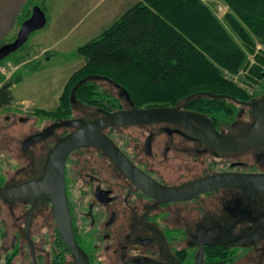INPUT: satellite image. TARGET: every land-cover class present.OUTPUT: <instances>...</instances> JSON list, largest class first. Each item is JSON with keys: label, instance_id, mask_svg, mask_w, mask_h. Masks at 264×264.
<instances>
[{"label": "flooded vegetation", "instance_id": "af4514ba", "mask_svg": "<svg viewBox=\"0 0 264 264\" xmlns=\"http://www.w3.org/2000/svg\"><path fill=\"white\" fill-rule=\"evenodd\" d=\"M251 83L250 98L240 101L261 106L264 78ZM119 98L125 103L121 109L131 108ZM188 103L177 106L206 115L226 135L245 133L258 119L252 104L237 103V114L228 123ZM101 108L119 110L78 103L73 111L80 116L73 112L27 135L20 149H11L15 163L0 170V185L43 181L51 150L77 126L26 141L61 119L99 118ZM62 128L66 130L57 134ZM203 131L205 126L195 122H154L111 127L105 133L158 186H187L221 173H264V139L223 148L219 141H206ZM50 187L32 185L19 195L0 197V264H264V190L226 187L170 199L160 189L149 192L147 184L138 186L100 147L83 145L68 154L64 182L79 250L64 238L69 226L57 217Z\"/></svg>", "mask_w": 264, "mask_h": 264}, {"label": "trees", "instance_id": "16d2710c", "mask_svg": "<svg viewBox=\"0 0 264 264\" xmlns=\"http://www.w3.org/2000/svg\"><path fill=\"white\" fill-rule=\"evenodd\" d=\"M224 1L231 9L226 22L242 43L203 0H140L78 47L85 64L70 76L59 107L37 113L66 118L78 103L121 109L119 93L106 91L97 83L105 81L126 88L136 107L189 102L190 107L210 113L218 121L231 122L239 105L201 92L228 94L238 100L250 98L248 90L224 75L223 69L237 74L247 68L248 52L256 50L255 38L264 43V0ZM256 58L257 64L246 75L249 82L264 78V53ZM91 75L101 78L81 85L78 101L73 104L72 88ZM18 81L20 77L0 80V110L13 104L11 87Z\"/></svg>", "mask_w": 264, "mask_h": 264}, {"label": "water", "instance_id": "95a60500", "mask_svg": "<svg viewBox=\"0 0 264 264\" xmlns=\"http://www.w3.org/2000/svg\"><path fill=\"white\" fill-rule=\"evenodd\" d=\"M48 23L47 13L40 5L33 7L31 15L22 22L17 36L11 42L4 43L0 46V63L12 53L19 50L29 40L30 36L43 29ZM99 75H91L79 80L72 88L70 99L71 102L77 103V91L81 85L90 81L99 79ZM106 80L108 78L104 77ZM119 88V95L125 98L131 108L119 110H107L101 108L103 115L92 121L85 122L82 119H61L42 131L31 136L26 144L41 141L50 137L55 129L64 126H77V129L65 135L53 147L47 162V175L41 182H34L30 184L21 185L18 187H7L0 185V197L5 199L9 196L19 195L23 193L29 186L43 188L47 186L50 189L53 197L55 211L59 221L68 224L69 229L64 232L66 242L73 249L81 250L80 246L74 241L71 233L70 212L65 192V162L68 154L75 148L83 145H95L105 151L138 185L143 186L147 184L149 192L160 189L169 195V198L174 196H189L198 194L203 191L226 187H239L250 189L253 193L264 190V173H221L214 176L201 179L195 183L187 186L170 188L158 186L149 176L137 168L120 150V148L113 142L112 138L105 133V130L111 127L136 125L154 122H173L178 124H187L195 122L205 126L203 131L206 141H219L223 148L229 146H237L243 148L250 146L257 141L264 139V96L262 98L263 104L260 106L259 102L249 103L243 102L228 94H215L212 92H201L215 98H230L237 103L252 104L256 108L258 119L256 123L245 133L239 135H226L218 132L213 122L201 113L189 112L181 109L179 106H154V107H136L129 91L115 83ZM195 93L192 96H196ZM187 100H190L191 97ZM146 179V180H145ZM143 184V185H142ZM73 240V243L71 241Z\"/></svg>", "mask_w": 264, "mask_h": 264}, {"label": "rangeland", "instance_id": "374dc122", "mask_svg": "<svg viewBox=\"0 0 264 264\" xmlns=\"http://www.w3.org/2000/svg\"><path fill=\"white\" fill-rule=\"evenodd\" d=\"M66 1L67 0H32L30 7L40 5L46 13L49 8V11H51L48 15L49 22L50 15L53 18L57 15L58 20H61L65 24L60 30H55V32L51 30L50 24H47L43 29L34 32L23 47L9 55L0 63V67L8 63L17 66V64L21 63L23 60H27L28 58H32L35 54H39L37 58L32 59L30 64L23 66L20 72L21 75H11L7 78L8 75L1 73L0 70V80L4 79V81L14 77H20L21 80L22 75L23 78H25L29 72L33 73V70L36 71L35 76H29L28 79H26L25 83L27 84H20L18 88H16L15 93L18 97L20 92L23 93L26 91V93H24L26 94L25 98H32V100L21 103L20 101L24 98L20 95L9 108L0 110V170L2 171L9 170L11 168L9 164L15 163L10 154L13 147H18V149H20L21 147L19 146L22 139L31 132L41 129L44 125L54 120L52 117L39 115L37 111L40 109L55 110L59 107L62 89L64 91L70 76L85 64L84 57L78 53V47L100 34L120 17V15L118 17L114 16L119 12L115 9H118L122 5L121 0H97L96 2L95 0H91V4L86 5L85 9H76V12L69 15L67 14L70 12V6H68L69 3ZM203 2L214 12L216 11V13H218V5L226 7V12L215 14L230 30L239 43H242L226 22V15L231 11L230 6L224 0H203ZM104 8L106 11L101 12ZM127 8L128 7L123 8L124 11H122V13L125 12ZM27 14L28 11L26 14H22V18L25 16L23 18L25 19L28 16ZM17 33L18 32L7 38L6 41L1 42L0 46L1 44L14 40ZM255 40L256 50L253 53L248 52L247 68L241 69L237 74L223 69L224 75L230 76L234 81L237 79L236 82L248 91L253 90V83L248 81L246 75L250 72L251 66L257 64L256 54L260 52L264 53V43L258 38H255ZM76 44H78L77 48L74 46ZM44 48H48L49 51H44ZM17 69L18 68L15 70ZM30 81L34 82L35 89L31 90L29 89L31 86L27 87ZM97 83L106 91L116 95L119 93V90L111 83L105 81H98ZM37 85L38 87L36 88ZM38 97L40 99L45 97L52 98L53 103L45 105L44 103L36 102L34 98ZM123 104L125 105L124 102ZM73 112L77 116L81 115L79 111L72 110V113ZM26 116L31 119L29 122L20 121V117ZM64 130H66V128L59 129L57 134L64 132ZM128 131L125 132V135L130 137V135L128 136ZM125 135L121 134L120 136Z\"/></svg>", "mask_w": 264, "mask_h": 264}, {"label": "crops", "instance_id": "0c3cea01", "mask_svg": "<svg viewBox=\"0 0 264 264\" xmlns=\"http://www.w3.org/2000/svg\"><path fill=\"white\" fill-rule=\"evenodd\" d=\"M31 1L32 0H0V43L3 41H6L7 38L12 36L14 33L18 32L20 24L22 23V19L25 17L24 16L22 18V14H26V12L28 11V14H27L28 16L25 19H27L31 15L32 7H33V6L30 7ZM67 1L69 3L68 6H70V12L67 15H69L73 12H76V9H79V10L85 9L86 5L91 4V0H77V1L67 0ZM96 1L97 0H95V2ZM99 1H102V0H99ZM138 1L139 0H121L122 5L118 9H115L116 11H119V12L114 17H118L119 15L121 16L122 11H124L123 8H125V7L129 8L130 6H132L133 4H135ZM54 11H52V12H54ZM104 11H106L105 8L101 12H104ZM50 12L51 11H49V8H48L47 16L50 14ZM215 13H216V11H215ZM48 22H49V16H48ZM47 24H50L51 30L53 32H55V30H60L61 27L65 23H63L61 20H58L57 15L54 18L50 15V22ZM74 46L77 48L78 44H76ZM43 50L49 51L48 48H44ZM38 56H39V54L38 55L35 54L32 58H28L27 60H23L21 63H18L17 64L18 69L15 71H12V73L10 75H8L7 78L10 77L11 75L16 76V75L20 74L23 66L30 64L32 59H35ZM35 74H36V71L33 70V73L29 72L25 78H23V75H22L21 80L19 82L14 83L11 87V90H12V93H13V96L15 99L19 98L20 95H22V98H24L20 101L21 103H24V101L26 102L27 100H32V98L31 99L25 98L26 94H24V93H26V91L23 93L20 92L18 94V97H17V95L15 94L16 88H18V86L20 84H27V83H25L26 79H28L29 76H35ZM0 86H1V84H0ZM30 86H31V88H29V89H31V90L35 89L33 81H30L27 87H30ZM37 87H38V85L36 86V88ZM62 92H63V89H62ZM62 92H61V94H62ZM32 94H33V92H32ZM34 99L36 100V102L38 101L39 103H44L45 105H50L53 103L52 98H49V97H45L42 99H40L38 97V98H34Z\"/></svg>", "mask_w": 264, "mask_h": 264}, {"label": "built area", "instance_id": "2783aa9c", "mask_svg": "<svg viewBox=\"0 0 264 264\" xmlns=\"http://www.w3.org/2000/svg\"><path fill=\"white\" fill-rule=\"evenodd\" d=\"M217 7H218L217 12L219 14L222 12H226V10H225L226 7H224L222 5H218ZM16 68H17V66H14L11 63H8V64L2 65L0 67V70H1V73L6 74V75H10L12 73V71L15 70ZM227 77L230 78V76H227ZM235 81H237V79Z\"/></svg>", "mask_w": 264, "mask_h": 264}]
</instances>
